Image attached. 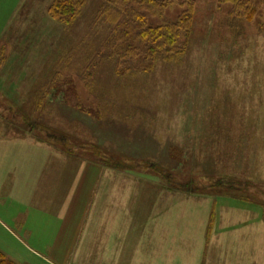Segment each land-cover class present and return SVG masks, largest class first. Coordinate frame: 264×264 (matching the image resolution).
Wrapping results in <instances>:
<instances>
[{"label": "rangeland", "instance_id": "rangeland-1", "mask_svg": "<svg viewBox=\"0 0 264 264\" xmlns=\"http://www.w3.org/2000/svg\"><path fill=\"white\" fill-rule=\"evenodd\" d=\"M53 1H0V135L29 134L125 171L132 204L138 196L152 203L157 181L264 207V0H241L250 20L233 16L225 0H191L194 30L182 62L125 76L111 61L91 62L106 36L94 24L105 0H88L69 27L50 18ZM181 1L164 17L175 20ZM15 122L18 131L6 129ZM219 180L236 190L214 188ZM244 242L227 251L254 254ZM257 257L253 264H264V236Z\"/></svg>", "mask_w": 264, "mask_h": 264}, {"label": "crops", "instance_id": "crops-1", "mask_svg": "<svg viewBox=\"0 0 264 264\" xmlns=\"http://www.w3.org/2000/svg\"><path fill=\"white\" fill-rule=\"evenodd\" d=\"M18 128L17 122L6 125L9 130ZM15 132L0 135V253L8 261L178 264L181 257L191 264L257 261L264 236L260 204L177 190L157 181L160 189L152 203L144 204L138 196L132 204V184L125 171ZM132 207L139 210L135 217ZM240 240L255 253L227 251L228 244ZM26 255L35 263L25 260Z\"/></svg>", "mask_w": 264, "mask_h": 264}, {"label": "trees", "instance_id": "trees-1", "mask_svg": "<svg viewBox=\"0 0 264 264\" xmlns=\"http://www.w3.org/2000/svg\"><path fill=\"white\" fill-rule=\"evenodd\" d=\"M225 1L233 5V16L245 15L247 20L251 19L253 12L249 2ZM87 2L88 0H54L48 14L51 19L69 27L81 15ZM175 2L176 0L103 1L96 10L94 24H103L106 36L91 62H113L118 76L151 73L160 62L181 63L189 52L196 10L193 1L183 0L181 6L184 9L180 15L175 20L165 18L164 12ZM55 87L60 89L59 85ZM63 95L67 98L74 96L75 90L71 88ZM77 104L81 108V104ZM224 183L226 182L219 180L214 188L226 189L227 187H221ZM227 189L236 190L233 186H228ZM0 264L14 263L5 260L0 253Z\"/></svg>", "mask_w": 264, "mask_h": 264}]
</instances>
